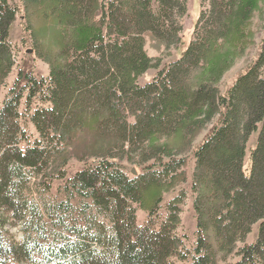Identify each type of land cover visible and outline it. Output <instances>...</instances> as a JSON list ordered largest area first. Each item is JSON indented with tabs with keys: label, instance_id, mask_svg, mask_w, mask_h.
Returning <instances> with one entry per match:
<instances>
[{
	"label": "trees",
	"instance_id": "obj_1",
	"mask_svg": "<svg viewBox=\"0 0 264 264\" xmlns=\"http://www.w3.org/2000/svg\"><path fill=\"white\" fill-rule=\"evenodd\" d=\"M186 2L0 0V87L17 16L48 66L37 78L22 62L0 105V264H264V27L253 30L264 0H199L192 40L158 69L145 38L182 45ZM252 47L222 94L223 74ZM72 161L82 166L68 176ZM189 161L191 249L176 233Z\"/></svg>",
	"mask_w": 264,
	"mask_h": 264
},
{
	"label": "rangeland",
	"instance_id": "obj_2",
	"mask_svg": "<svg viewBox=\"0 0 264 264\" xmlns=\"http://www.w3.org/2000/svg\"><path fill=\"white\" fill-rule=\"evenodd\" d=\"M11 3H16L17 0H9ZM186 14L181 20V26L182 30L180 33V38L182 40V45L176 46V47H169L166 48L163 44H160L150 37L145 38V52L147 56L154 59V63H156V66L158 69L166 66L168 63L175 61L176 59L180 58L185 48L189 45L190 41L193 37V31L195 28V25L200 17L201 12V6L199 0H186ZM261 11L254 13V31L262 32V29L264 27V2L261 5ZM203 9H206L208 7V3L204 2L202 4ZM28 34L25 35L22 31V27L20 25V16H17L16 20L12 23L10 30H9V40L12 46V57H13V63L14 67L11 70V73L7 77L5 81V85L0 87V105L2 101L4 100L8 89L10 88L17 69L22 65V62L29 59L31 62L27 63L28 66L31 67V70L33 74L39 78V77H47L48 76V66L46 63H44L42 60H39L36 58L33 46L31 44V40L28 38ZM256 43H258V39L256 40ZM258 51L257 47L250 48L246 55L243 58H240L239 60L235 61V63L223 74L220 82L218 83V88L222 94L225 93V91L232 86L235 79L242 74L248 63L254 59L256 56V53ZM24 56H30L29 58H26ZM157 69H150L148 70L144 75L138 78V83L140 85L146 84L151 81L153 76L156 74ZM29 133L31 134V138H34L36 134L34 133V130L32 127L29 126ZM257 133L253 134L247 144L246 154L244 157V169H246V172H249V155L250 151L254 148L256 144V137ZM201 141V137L198 138L196 143H199ZM81 163L72 161L69 163L67 167L68 176L74 173L75 171L79 170L81 168ZM124 167L128 174L130 176H133L135 174L139 173V169L131 166L129 164L124 163ZM193 162L189 161L186 167V172L188 176L187 183L182 186L185 190L188 192L187 200L182 207V214H181V225L177 229L176 233L178 236H185V247L188 249H191L193 245L194 240V231H195V220L193 217V212L191 209V194L189 193V179L190 174L192 171ZM59 183H55L54 187L57 186ZM174 194H164L163 196V203L168 201ZM163 214V209L161 212ZM136 218L137 223L142 224L143 221L146 218V213L140 209L136 212ZM257 226L258 224H255L252 226L250 233L247 236L246 242L248 244L254 243L257 239ZM15 233V232H14ZM16 238L20 240V234L16 235ZM235 256H230L225 261H219L218 264H234L236 261ZM176 264H188L187 262H179L175 260Z\"/></svg>",
	"mask_w": 264,
	"mask_h": 264
},
{
	"label": "water",
	"instance_id": "obj_3",
	"mask_svg": "<svg viewBox=\"0 0 264 264\" xmlns=\"http://www.w3.org/2000/svg\"><path fill=\"white\" fill-rule=\"evenodd\" d=\"M135 175H137V174H135ZM135 175H133V176H135Z\"/></svg>",
	"mask_w": 264,
	"mask_h": 264
}]
</instances>
